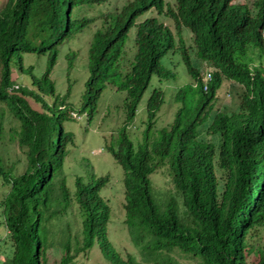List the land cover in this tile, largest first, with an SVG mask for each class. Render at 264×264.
Instances as JSON below:
<instances>
[{"label":"trees","instance_id":"trees-1","mask_svg":"<svg viewBox=\"0 0 264 264\" xmlns=\"http://www.w3.org/2000/svg\"><path fill=\"white\" fill-rule=\"evenodd\" d=\"M106 1L8 0L0 11V105L7 106L10 121L18 122L7 129L0 107V149L3 140H16L26 155L25 169L17 173L19 159L8 161L0 150V180L10 185L4 201L14 248L10 264H47L48 249L58 245L65 251L61 263L70 264L107 235L112 209L101 190L109 176L95 182L77 176L74 190L69 188L65 159L74 133L65 122L74 110L70 86L61 94L51 77L57 46L94 19L74 17L75 9ZM151 8L176 23L183 60L196 82L178 90L173 122L151 135L164 101L161 90L152 92L148 129L135 147L127 125L152 76L175 75L163 63L175 47V33L157 17L137 22ZM183 26L193 32L198 56L213 67L207 89L187 52ZM133 27L134 52L128 58L126 39ZM28 51L48 54L46 69L32 76L31 88L15 82L11 67L15 53ZM27 70L33 73V65ZM88 70L81 109L96 103L109 79L126 91V124L117 145L108 148L125 170V223L147 260L132 253L124 257L107 239L111 263L179 264L170 255L180 252L195 264H248L252 236L264 226V0H255L254 9L234 0H176L174 7L165 0H133L95 31ZM225 79L244 87L238 110H217L209 120ZM188 93L196 96L192 106ZM164 166L170 189L152 183L151 175ZM73 203L81 239L65 218ZM55 220L65 223L59 226ZM259 245L254 264H264V242Z\"/></svg>","mask_w":264,"mask_h":264},{"label":"rangeland","instance_id":"rangeland-1","mask_svg":"<svg viewBox=\"0 0 264 264\" xmlns=\"http://www.w3.org/2000/svg\"><path fill=\"white\" fill-rule=\"evenodd\" d=\"M8 0H0V11ZM133 0H109L104 3H96L93 5H82L75 9L74 17L85 15L88 18H94L82 31L77 32L72 38L65 40L57 46V62L52 71L51 77L55 81L57 91L61 94L65 93L70 86L69 101L72 103L71 108L76 113L74 118L65 122L67 129L74 133L72 143L69 145V153L65 159V175L69 188L73 191L75 178L82 176L86 182H95L101 176H109V180L102 188L101 194L111 206V219L107 226V235L95 241L94 245L87 251L80 253L70 264H112L109 255L110 246L107 245V239L113 244L115 249L124 257L128 253L134 254L142 262L147 260L141 255L138 246L132 242L129 229L125 223L126 213L124 209L125 202V186L124 177L125 170L120 163L114 158L108 147L117 145L119 131L124 127L127 120V112L125 108L126 91L120 89L117 81L109 79L106 87L96 99V103H87L85 109H81L84 103L82 94L85 90V81L88 78V54L90 42L93 39L97 29L103 27L104 21L110 20L111 16H115L122 11V8ZM171 6L176 4V0H165ZM255 0H235L238 3H244L254 9ZM107 15V16H106ZM106 16V17H105ZM156 16L160 21L173 26L175 32V47L163 58V63L173 69L174 77L160 78L153 75L151 82L145 90L143 97L138 105L135 118L127 125V133L135 147L143 142L145 133L148 129V110L147 102L152 92L157 89L163 92L164 101L158 112V116L154 127L150 133L158 134L159 130L169 125L174 120L175 112L180 103L176 100L178 90L188 84H193L194 79L188 72L183 61L180 50L177 48L179 36L175 30L174 22L164 13L158 12L155 8L144 11L138 18L137 22L147 18ZM136 27H133L126 39V48L128 54L124 56L131 58L133 54L134 38ZM183 37L190 48V54L194 66L202 73L212 71L204 60L196 55V47L194 46V36L189 28L184 27L182 31ZM192 45V46H191ZM48 62V54L38 53L36 51L21 52V55L15 53L11 62L13 70V79L21 86L32 87V76L39 77L46 69ZM23 63V70H20ZM69 64H72L68 70ZM33 65V73H29L27 68ZM205 73V74H206ZM244 87L233 81L225 79L222 86L218 89L212 116L217 110L227 113L238 110L241 94ZM193 93H188L187 104L192 106L196 101ZM30 104L38 110H41L39 103L28 98ZM94 106V108H93ZM0 107L5 110V126L7 129L11 126H17L16 120L10 121L9 110L6 105L1 104ZM94 109V110H93ZM211 139H216L211 137ZM1 154L8 161L19 159L17 173L23 171L26 165V155L19 147L17 141L12 142L6 139L1 143ZM165 166L158 172L151 175L152 183L160 189H170L173 187L169 175L163 174ZM166 174H168L166 172ZM10 185L0 180V264H10L13 253V242L8 234V226L4 211V201L9 193ZM66 214V213H65ZM64 214V215H65ZM67 221L71 223L72 230L79 239L82 238V223L75 203L68 209L65 216ZM62 221H54L59 226ZM73 233V234H75ZM252 236L251 249L248 252V264H254L257 259V247L259 243L264 242V226L260 227ZM73 241V240H72ZM260 241V242H259ZM65 254L63 248L58 245L48 249L47 264H62V256ZM173 256L178 260L179 264H195L196 262L189 256L180 252H174Z\"/></svg>","mask_w":264,"mask_h":264},{"label":"clouds","instance_id":"clouds-1","mask_svg":"<svg viewBox=\"0 0 264 264\" xmlns=\"http://www.w3.org/2000/svg\"><path fill=\"white\" fill-rule=\"evenodd\" d=\"M109 1V0H108ZM234 2H235V0H234ZM241 4H243V3H241ZM175 6V5H174ZM173 6V7H174ZM166 15V14H165ZM154 17H156V16H154ZM167 17H169V16H167ZM169 18H171V17H169ZM172 19V18H171ZM144 20V19H143ZM173 20V19H172ZM142 21V20H141ZM160 21V20H159ZM161 22H163V21H161ZM173 22H174V20H173ZM165 23V22H164ZM165 25H167L168 27H170V29L173 31V33H175L174 32V30H173V26L171 27L169 24H166L165 23ZM174 25H175V30H176V32L178 31L177 30V28H176V23L174 22ZM183 29H184V26L182 27V31H183ZM192 32V31H191ZM192 35L194 36V34H193V32H192ZM182 36H183V34H182ZM184 38V37H183ZM194 39V38H193ZM184 41H185V39H184ZM185 46H186V49H187V52H188V54H189V56L191 57V54H190V48H189V46L187 45V43H186V41H185ZM192 46V45H191ZM134 47V46H133ZM181 47H182V44L180 45V41H178V46H177V48L180 50V52H181V55H182V49H181ZM193 47H196V55L198 56V54H197V52H198V48H197V46H196V44L194 43V46ZM172 50V49H171ZM170 50V51H171ZM169 51V52H170ZM182 58H183V56H182ZM198 58H201V57H199L198 56ZM202 59V58H201ZM203 60V59H202ZM184 61V60H183ZM191 61H192V58H191ZM205 61V60H204ZM206 62V61H205ZM185 63V62H184ZM192 63H193V61H192ZM209 66H211L208 62H206ZM194 65V64H193ZM195 68L200 72V75H201V77H202V80H203V82H204V89H207L208 88V81L212 78V71H213V67L211 66V68H212V71H208L207 73L206 72H204V73H202L196 66H195ZM171 69V68H170ZM172 71H173V69H171ZM174 72V71H173ZM175 73V72H174ZM206 73V74H205ZM192 76V75H191ZM192 78H193V76H192ZM194 79V78H193ZM195 79H194V82H193V84L192 85H195ZM218 91V90H217ZM215 100V99H214ZM215 102V101H214ZM214 106V105H213ZM213 109H214V107H213ZM212 112H213V110H212ZM211 112V113H212ZM176 113V112H175ZM74 116H76V113H74V111H73V113H72V117L74 118ZM175 117V116H174Z\"/></svg>","mask_w":264,"mask_h":264}]
</instances>
